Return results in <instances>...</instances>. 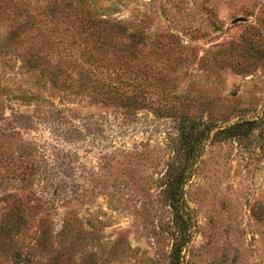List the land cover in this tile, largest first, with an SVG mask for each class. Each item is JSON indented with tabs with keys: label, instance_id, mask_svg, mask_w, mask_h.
Returning a JSON list of instances; mask_svg holds the SVG:
<instances>
[{
	"label": "rangeland",
	"instance_id": "rangeland-1",
	"mask_svg": "<svg viewBox=\"0 0 264 264\" xmlns=\"http://www.w3.org/2000/svg\"><path fill=\"white\" fill-rule=\"evenodd\" d=\"M0 264H264V0H0Z\"/></svg>",
	"mask_w": 264,
	"mask_h": 264
},
{
	"label": "trees",
	"instance_id": "trees-1",
	"mask_svg": "<svg viewBox=\"0 0 264 264\" xmlns=\"http://www.w3.org/2000/svg\"><path fill=\"white\" fill-rule=\"evenodd\" d=\"M204 130H206V129H203V132L199 135V139H201V140L205 138ZM169 169H171V168H169ZM170 173H171V171H170ZM177 186H173L171 184V181H170L169 188L167 190L168 199H169V207L173 211L174 222H177L182 217V210L180 208V202H179L180 190Z\"/></svg>",
	"mask_w": 264,
	"mask_h": 264
}]
</instances>
